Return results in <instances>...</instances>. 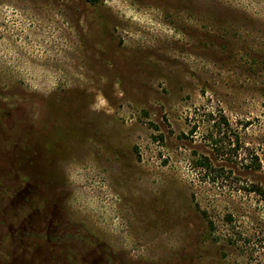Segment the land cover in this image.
Listing matches in <instances>:
<instances>
[{"label": "rangeland", "instance_id": "obj_1", "mask_svg": "<svg viewBox=\"0 0 264 264\" xmlns=\"http://www.w3.org/2000/svg\"><path fill=\"white\" fill-rule=\"evenodd\" d=\"M0 264H264V0H0Z\"/></svg>", "mask_w": 264, "mask_h": 264}, {"label": "trees", "instance_id": "obj_2", "mask_svg": "<svg viewBox=\"0 0 264 264\" xmlns=\"http://www.w3.org/2000/svg\"><path fill=\"white\" fill-rule=\"evenodd\" d=\"M85 1L88 2L89 4H92V5H94L96 3V0H85ZM200 166H203V167L208 166L207 161L202 162V163L200 162Z\"/></svg>", "mask_w": 264, "mask_h": 264}]
</instances>
